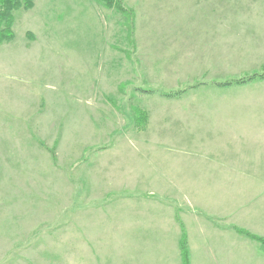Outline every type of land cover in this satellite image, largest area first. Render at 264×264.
I'll return each mask as SVG.
<instances>
[{
	"label": "rangeland",
	"instance_id": "374dc122",
	"mask_svg": "<svg viewBox=\"0 0 264 264\" xmlns=\"http://www.w3.org/2000/svg\"><path fill=\"white\" fill-rule=\"evenodd\" d=\"M111 3L13 12L0 264H264V0Z\"/></svg>",
	"mask_w": 264,
	"mask_h": 264
},
{
	"label": "trees",
	"instance_id": "16d2710c",
	"mask_svg": "<svg viewBox=\"0 0 264 264\" xmlns=\"http://www.w3.org/2000/svg\"><path fill=\"white\" fill-rule=\"evenodd\" d=\"M97 3H104L111 7L112 0H93ZM34 0H0V44L9 41L12 37L13 28V12L20 9L29 10L33 7ZM119 9V6H118ZM258 79H264V72L258 76ZM250 79L240 80L237 83L242 84L248 82ZM181 264H189L188 251L185 243L181 245Z\"/></svg>",
	"mask_w": 264,
	"mask_h": 264
},
{
	"label": "crops",
	"instance_id": "0c3cea01",
	"mask_svg": "<svg viewBox=\"0 0 264 264\" xmlns=\"http://www.w3.org/2000/svg\"><path fill=\"white\" fill-rule=\"evenodd\" d=\"M253 30L256 32V34H255L256 37L263 39L262 40V47H264V15L261 17V19L256 20V24L254 25ZM262 99H263V106H264V95H263ZM263 117H264V109H263ZM262 133H264V127H263ZM254 153H257V152L256 151L252 152V154H254ZM256 155H257V157H259V153H257ZM260 157L264 160V146L261 149ZM263 164H264V161H263Z\"/></svg>",
	"mask_w": 264,
	"mask_h": 264
}]
</instances>
